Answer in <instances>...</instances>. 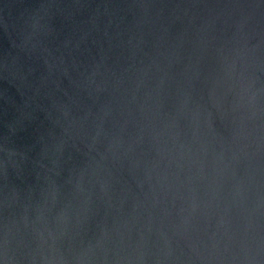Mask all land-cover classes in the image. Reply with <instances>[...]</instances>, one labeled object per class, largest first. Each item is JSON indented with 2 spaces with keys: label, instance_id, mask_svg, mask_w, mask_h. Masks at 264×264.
<instances>
[{
  "label": "water",
  "instance_id": "water-1",
  "mask_svg": "<svg viewBox=\"0 0 264 264\" xmlns=\"http://www.w3.org/2000/svg\"><path fill=\"white\" fill-rule=\"evenodd\" d=\"M0 264H264V0H0Z\"/></svg>",
  "mask_w": 264,
  "mask_h": 264
}]
</instances>
